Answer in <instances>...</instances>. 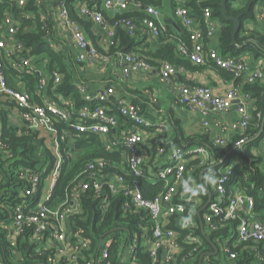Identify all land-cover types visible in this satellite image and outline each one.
Wrapping results in <instances>:
<instances>
[{"label":"built area","instance_id":"1","mask_svg":"<svg viewBox=\"0 0 264 264\" xmlns=\"http://www.w3.org/2000/svg\"><path fill=\"white\" fill-rule=\"evenodd\" d=\"M28 1L0 0V5L5 6L0 18V110L4 108L8 112L9 124L18 127L19 133L36 131L44 137L52 149L54 161L45 178L42 176L44 171L30 172L24 168L21 177L28 182L22 193L25 200L19 205L2 204L8 213L7 218L0 222V226L6 232L12 252L18 253L16 247L19 238L32 227L33 231L28 234V239L40 254H45L47 264H60L63 261L70 264H81V261L84 264H113L111 252L118 241L113 232L103 236L104 233L94 245L93 238L87 234L85 227L77 225L75 221V216L83 213L82 196L92 191L99 202L101 212L108 210L111 197L123 194L124 216H127L130 209L147 214L148 224L139 223L134 234L130 232L126 254L129 256V264H142L137 259L140 251L148 252L154 262L197 264L203 251L202 239L195 231L196 207L203 201L201 190L195 184L185 187L180 193L179 190L184 183L187 169L183 160L199 158L200 166H203L209 161L208 148L179 147L173 155L182 156L180 163L171 162L157 168L156 181H163L164 190L155 198L145 197L136 177H148L142 145L147 136L152 135V121L145 115L140 104L119 101L116 89L112 86L93 92L83 84L78 85L86 101V104L81 106L71 97L59 92L57 87L64 78L62 70L51 69L48 52L35 54L33 47L20 35L23 25L17 10L22 11ZM37 1L42 8L44 0ZM177 1L176 15L189 32L192 43L189 46L181 41L178 44L181 54L189 57L196 65L213 61L219 67L233 72L235 78L244 82L264 80L263 65L254 68L247 59L223 55L216 48L207 49L204 30L192 16L191 9L185 5L187 0ZM207 1L198 0L200 3ZM50 2L58 11V27L62 32L58 31L55 23H49V18L43 17L48 48L56 54H66L68 60L81 66L83 73H86V67L103 71L114 64L121 72L122 78L128 80L132 73H152L158 68L160 80L170 86L172 94L181 105L197 109L204 115H209L211 111L227 112L235 107L243 133L248 130L252 120L256 119L247 104L251 96L244 92L240 85L233 84L225 93L217 94L207 84L181 81L180 74L185 68L169 61L163 60L156 66L141 53H110L118 26L132 35L142 30L149 32L153 37H159L166 29L162 22L165 13L161 9L152 5L143 8L148 18L141 23L134 18H122L112 24L106 19L105 12L98 8V3L82 5V16L99 25L107 40V50L103 51L88 38L79 21L72 17L67 0ZM257 3L264 20V0H258ZM131 5L134 9L141 8L139 3L130 4L127 0H102L103 9L113 13V16L124 13ZM22 16L31 18L29 12H23ZM203 18L206 21L207 35L213 38L218 29L211 7H204ZM35 74L38 77L36 88L30 92L28 81L24 78ZM10 77L18 84L17 87L11 84ZM51 80L53 87H50ZM112 97H115V100H112ZM94 100L100 102L95 104ZM110 104H115V107ZM261 117L262 114L258 113L257 118ZM208 124L209 121H206V125ZM92 135L101 136L106 149L121 154L122 161L114 166L109 159L90 160L82 168L67 201L56 208L49 206L47 202L51 200L65 159L74 155L76 140ZM155 140L158 152L165 153L166 146L157 138ZM246 142L247 138L244 137L236 142V146L242 147ZM213 143L222 147L228 144V141L217 137ZM232 168L227 166L217 175L216 194L206 208L204 218L212 230L218 228L211 222L213 218L238 221L237 237L241 243H264V222L256 213L254 196L246 192H236L234 187L228 186ZM112 169L117 171L112 172ZM130 175L135 179L130 180ZM30 196L36 199L35 203L29 202ZM185 213H188V218L179 224L188 230L183 239V243L191 247L188 252L184 251L178 230L168 227L171 216ZM126 235L128 241L129 234ZM219 238L220 242L224 240ZM148 239L152 242L150 247L147 245ZM220 254L221 257L229 259H236L238 256V252L232 249L229 242L224 244ZM259 258H264L262 252L259 253ZM0 264H4L1 253ZM203 264L213 262L206 258Z\"/></svg>","mask_w":264,"mask_h":264},{"label":"trees","instance_id":"2","mask_svg":"<svg viewBox=\"0 0 264 264\" xmlns=\"http://www.w3.org/2000/svg\"><path fill=\"white\" fill-rule=\"evenodd\" d=\"M81 0H67L70 13L72 17L80 21L87 30H90L91 21L83 16H80L76 11V6ZM84 1V0H83ZM90 5L98 3L101 5L102 0H85ZM130 4L139 3L141 8L134 9L131 5L130 9L124 11L122 14L115 16L107 15L106 19L115 24L122 18H134L138 23H141L144 19L148 18L143 8L147 6H155L161 9L164 13L168 12L169 16L164 20L172 16L176 26L169 29H164L161 35L154 39L155 46L150 44L149 34L145 31H138L135 35H132L126 29L121 26L116 27V35L114 37V44L111 46L110 53L117 52H137L148 58L150 62L158 65L161 61H169L178 67H185L188 69H198L201 65L194 64L189 57L183 55L178 50V44L182 41L191 46V39L189 32L183 26L180 18L176 15V7L178 5L177 0H127ZM222 0H208L207 2L200 3L198 0H187L185 5L191 9V14L200 23L201 28L204 30L205 39L208 38L206 21L203 18V9L209 6L213 9V16L222 22V29L217 39V45L222 51L223 55L237 56L244 52H252L256 56L264 58V33L256 30H247L243 23L240 33L237 35L238 45L233 44V30L234 22L227 21L222 15L221 9ZM238 0H228V12L230 15L242 16V20L254 17V8L258 0H249L244 6L235 7V3ZM4 5H0V18ZM42 10H45V6L41 8L37 0H29L26 7L17 13L22 21V30L20 32L24 41L32 46L34 53L39 55L43 52L49 54V67L51 69L59 68L64 73L62 83L57 87L59 92L71 97L75 100L78 106L86 104L83 94L79 90L77 83L90 82L83 75L81 66L78 63L68 60L66 54H56L50 51L48 43L45 39V28L42 16ZM23 12H29L31 18L27 19L22 16ZM143 29V25L139 24ZM46 56V55H45ZM230 78H233V74L225 70ZM25 80L28 81V88L30 92H33L36 88L38 80L37 75H27ZM10 82L13 86L17 87L18 84L14 83L13 78L10 77ZM237 83L242 87L243 91L249 93L251 98L256 103V110L254 112L256 116V122L250 124L248 130L245 133L237 135L232 142H229L225 146L218 147L210 140L208 134L198 136H186L182 131L178 132V137L172 142V144H179L185 146L186 144H198L205 146L212 150L214 155L221 159L227 153L229 154L227 160L233 156L238 155L241 157V161L235 164L232 168V175L228 186L240 187L241 191H244L255 198V210L258 217L264 222V167L263 158L258 156L254 152V148L259 146V143L264 140V130L262 134L255 139H252L261 128L262 119L264 117V80H256L254 82H244L242 79H238ZM50 87H53V80L50 82ZM51 93V92H50ZM115 100V97H112ZM100 101L94 100L95 104ZM135 104H140L141 100L136 99ZM258 113L262 114L261 118H257ZM62 125L65 126L64 123ZM246 137L247 142L243 147L236 146V142ZM0 222L7 218V209L2 206L19 205L25 200L22 197L23 191L26 189L28 182L21 177V172L24 168L30 172H42L43 166L47 165V162L51 160L53 163L54 157L52 149L49 147L46 139L42 137L36 131H25L19 133V128L10 125L8 122V112L2 108L0 110ZM71 158L65 159L60 176L57 179L56 185L52 192L51 200L47 204L51 207H58L63 204L69 198L74 185L77 183L80 173L84 165L92 159L105 158L112 161L114 166L118 165L122 161L121 154L116 152H110L106 149L103 138L99 135H92L86 139H78L75 142V147ZM226 160V161H227ZM223 162L221 165L215 167L210 172L217 174L222 168L227 167V162ZM152 162V160H151ZM211 161L203 166H200V159L194 158L187 164L185 180L180 187L179 193L187 186L192 185L189 177V171L194 169L202 170L209 166ZM51 166V164H50ZM147 166V165H146ZM147 167H145L146 169ZM147 170V169H146ZM117 171L115 169L111 170ZM110 171V172H111ZM147 172V171H146ZM49 171L46 170L42 173L45 178ZM130 180L135 179L132 175L129 176ZM139 182L143 194L147 198H155L164 190V183L161 180L156 182L150 181L148 178L136 177ZM180 195V194H179ZM201 195L204 202H207L209 198L208 191L201 188ZM29 202H34L36 199L28 197ZM125 201L123 194L111 197L109 208L106 212H101L99 209V202L95 199L93 192L88 191L82 196L83 213L75 216L77 225L85 227L87 234L93 238L94 245L97 244L99 238L106 232L112 231L117 238V242L114 244V249L111 252V260L113 264H119L123 251L126 245V239L123 241L121 233L129 234L128 231L123 229L113 231L116 228L128 227L129 231L134 234L138 229V224H148L147 214L145 212H139L134 209H130L127 216L122 214V206ZM203 206H201L202 208ZM190 208V205H189ZM200 208V209H201ZM206 209L202 212V220L204 226H209L206 222L204 214ZM197 215V212H196ZM144 217V219H143ZM188 218V213L175 214L170 217L168 227L178 230L181 235V242L184 247V251L188 252L191 247L188 244L183 243V239L188 230L182 227L181 222ZM199 221V220H198ZM218 226L217 229L212 230L210 234L211 239L216 237L231 238L230 242L233 245V241L236 240L238 221L224 220L220 218H213L211 221ZM198 223V222H197ZM30 230L21 236L18 240L17 250L18 253L12 252L11 244L6 238V232L0 226V253L2 255L4 264H47L45 254H40L34 244H31L28 239ZM197 234H202V228L200 224H197L195 228ZM233 236V237H232ZM206 245L210 246V243L206 241ZM259 244L254 241L245 243H239L232 249L238 252L236 259L223 261L225 259H215L210 257L213 264H258L255 259L254 248ZM138 262L142 264H168L161 261L154 262L148 252L140 251L137 256ZM84 264L83 261L80 262ZM60 264H70L66 261ZM178 264H181L179 262ZM264 264V261L262 262Z\"/></svg>","mask_w":264,"mask_h":264},{"label":"crops","instance_id":"3","mask_svg":"<svg viewBox=\"0 0 264 264\" xmlns=\"http://www.w3.org/2000/svg\"><path fill=\"white\" fill-rule=\"evenodd\" d=\"M248 1L249 0H238L235 3V7L244 6ZM84 4H89V3L88 1L81 0L78 2L76 6V11L80 16H82V14L80 13V7ZM44 6H45V10H42L43 13L42 16L44 15L43 17L49 18V23H55L56 25L55 27H57L58 31L62 32V29L58 27V11L54 8L53 3L50 2V0H44ZM98 8H101L100 10H103L106 16L107 15L113 16V13L103 9L102 1H101V5H99ZM168 16L169 14L168 12H166L165 17ZM162 22L165 24L166 29H169L172 26L173 27L176 26L172 16L169 18V20L168 19L164 20L163 17ZM79 23L84 29V32L86 33L88 38L94 44L99 46L101 50L106 51L107 40L105 39L104 34L101 32L100 26L91 23L90 30H87L86 27L80 21ZM216 23L218 29L216 35L213 38L211 37L206 38L204 40V43L207 49L216 48L219 53L223 54L217 45L218 43L217 39L222 29V22L216 19ZM244 25L247 30H256L264 33V20L260 14V7L258 3H256L254 8V17L245 19ZM147 33L149 34V41L151 40L150 44L155 46L154 39L156 37H153L149 32ZM235 57L241 59H247L254 68L260 65L264 66V58L256 56L252 52H244ZM223 70L225 69L219 67L216 63L209 60L207 64L201 65V67H199L198 69L192 70L185 68V71H183L180 74V80L191 84H207L212 87L215 93L223 94L233 84H237V85L240 84L237 83L238 79L234 77L233 72L225 70L233 74V78H230L227 73L223 72ZM85 71L86 73H83V75L90 82H86L82 84L87 86L89 91L96 92L104 87L112 86L116 89L119 101H122V103H134L136 99L141 100L140 105L142 106L145 115L153 123L150 128L152 130V135L147 136L146 141L142 145V152L144 154V158L146 161L145 167H147L146 171L148 173L147 178L152 182H156L157 180L156 171L158 167L171 162L180 163L183 160L182 156L173 155L179 147L192 148L193 146L194 147L200 146L198 144H189V146L187 144L185 146L179 145L177 143L172 144V142L178 137L179 131H182L183 134H185L186 136H198V135L208 134L212 142L214 141L215 138L222 137L225 138L228 141V143L232 142L237 135L243 133V129L240 125V117L235 107L227 112L211 111L209 115H204L197 109H190L181 105L178 99L172 94L170 90V86L166 83H163L160 80L158 68L154 70L152 73H146L145 71L132 73L131 77L128 80H124L122 78L121 72L119 71L118 68L114 66V64H112L109 67V69L103 71L96 70L92 67H86ZM77 84L80 85L81 83H77ZM247 104L252 114L255 115L254 114L256 110L255 101L252 98H250ZM110 106L112 105L110 104ZM112 107H115V104ZM156 116L162 117V121L157 122L156 120H154ZM206 121H209L208 125H206ZM254 123H257L256 119L252 120V124ZM156 138L159 141H161L164 144V146H166L167 151H165V153L158 152L157 143H156L157 141L155 140ZM208 152H209L208 163L211 161L210 165H212L217 160H219V158H217L214 155L212 150L208 149ZM254 152L258 156L263 158L262 165L264 167V140H262L259 143L258 147L254 148ZM183 161L186 164H188L191 160L184 159ZM223 169L224 168H222V170ZM202 170H198V169H194V171L190 170L189 171L190 180L192 184L198 186L200 190L201 188H204L208 191V194L209 192H211L213 197L216 194L215 186L217 181V175L219 173L212 174L210 170L206 172L201 178L200 173ZM152 178H155V180H153ZM213 179L215 180L214 183L211 182V180ZM235 190L236 192H244L241 191L240 187H235ZM205 204L206 202H204L203 200L196 207L197 215H195V218L196 221L200 224V226H201V222L199 218V211L201 206H204ZM211 231L212 229L206 225L204 226V229L202 228V234H198L201 237L203 244V251L201 254L203 255L205 253L203 263L206 260V258L215 257L219 255L222 252L224 244L228 242L230 243V245L232 244L230 242L231 240L230 237L223 238L224 240L222 242H220L219 237H216L215 239H211L209 237ZM206 241L210 243V246L206 245ZM239 243L241 242L238 240V237L236 236V240L233 241V245H235L236 247L237 245H239ZM258 244L259 245L254 248L255 259H256L255 262H257L258 264H262L264 258L260 259L259 253L262 252L264 255V243H258ZM147 245L149 247L152 245L150 239L147 240ZM125 258L129 259V256L126 255ZM221 259H225L223 260L224 262L227 260H233L223 256L221 257ZM199 260L200 258L198 259L197 264H199ZM129 262L130 261L128 260V264Z\"/></svg>","mask_w":264,"mask_h":264},{"label":"water","instance_id":"4","mask_svg":"<svg viewBox=\"0 0 264 264\" xmlns=\"http://www.w3.org/2000/svg\"><path fill=\"white\" fill-rule=\"evenodd\" d=\"M220 6H221V9H222V15H223L224 19L227 20V21H233L234 24H235L234 25V30H233V44L234 45H238L237 35L240 33V30L242 28V25L244 23V20H242V16L241 15L234 16V15H230L229 14V12H228V0H222ZM263 130H264V119H263V122H262V126H261L260 131L252 139L258 138L262 134ZM231 153H232V151H230L229 153H227L223 158L217 160L214 164H212V165L206 167L205 169H203L201 171V173H200V177L202 178V176L206 172L214 169L215 167H217V166L221 165L223 162H225L227 160L229 154H231ZM211 199H212V193L209 192V199H208V201L206 202V204L199 211V218H200L201 226H202L203 229H204V223H203V220H202V214L201 213L208 207V205L211 202ZM120 229H123V230L129 232V239L127 241V244L125 246V249L123 251L122 257H121L120 262H119V264H123L124 259H125L126 254H127L128 243L130 241V231L126 227L116 228L113 231L120 230ZM108 233H110V231H108L107 233H105L103 236L107 235ZM204 257H205V253L200 257L199 264H202L203 263Z\"/></svg>","mask_w":264,"mask_h":264},{"label":"rangeland","instance_id":"5","mask_svg":"<svg viewBox=\"0 0 264 264\" xmlns=\"http://www.w3.org/2000/svg\"><path fill=\"white\" fill-rule=\"evenodd\" d=\"M154 120H156L157 122H161L162 121V117H155ZM241 161V157L238 155H233L232 157H230L226 162L228 166H234L235 164H237L238 162ZM50 164H52L51 160L47 162V165L43 166V171L45 172L46 170H49L51 168ZM153 180H155V178H152ZM123 241L125 239H127V237L124 235V233H121ZM116 237V236H115ZM127 241V240H126ZM219 257H221L220 255L215 256V259H218ZM128 258L124 259L123 264H128Z\"/></svg>","mask_w":264,"mask_h":264},{"label":"clouds","instance_id":"6","mask_svg":"<svg viewBox=\"0 0 264 264\" xmlns=\"http://www.w3.org/2000/svg\"><path fill=\"white\" fill-rule=\"evenodd\" d=\"M211 182H213V183H214V182H215V180L213 179V180H211Z\"/></svg>","mask_w":264,"mask_h":264}]
</instances>
